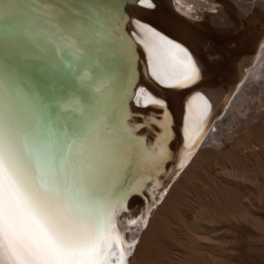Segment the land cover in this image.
Here are the masks:
<instances>
[{"label":"bare ground","instance_id":"6f19581e","mask_svg":"<svg viewBox=\"0 0 264 264\" xmlns=\"http://www.w3.org/2000/svg\"><path fill=\"white\" fill-rule=\"evenodd\" d=\"M50 1L58 7H63L66 3V0H2L0 7L3 8V12L0 15L16 16L19 22L22 21L23 25L20 27L37 30L42 35L38 38L40 42L33 41L32 32H26L28 34L26 39L16 40L18 38L11 36L8 31L0 30V55L20 61L34 60L41 47L46 46L51 49L49 50L51 60L48 61H52L53 58L59 62L70 58L73 64L81 61L68 50L58 52L57 47L63 49L64 42L57 39L53 29H42L37 22V18L43 15L42 9L46 5L53 6L47 3ZM67 2L81 13L73 16L74 34L85 46L90 43L89 39L94 31L88 15L96 17V6L89 4L87 0H67ZM92 2L102 7V12L103 10L108 12L102 0H92ZM229 2L248 32L242 34L243 38L245 36L241 43L245 57L239 61L236 72L230 80L228 94L224 96V85L219 86L216 83L191 95L185 102L180 103L179 108L177 104L172 110L173 114L179 113L180 110L181 117L180 115L179 117L183 120L177 132V141L173 146L168 142L167 119L164 115L159 116V121L149 119L146 120L148 125L138 126L139 129L141 128V134L149 142V151L162 152V155L141 164L135 179L162 166L161 162L166 156L164 154L168 146L173 147L174 155L177 153L175 158H181L183 161L165 188L160 191L142 226L132 229L125 235L124 246L127 251L125 264H147L154 258L160 260L158 262L153 260L158 264L160 262L161 264H238L239 259L244 258L243 264H246L245 257L237 259V256L240 254L242 256L246 249L245 245L246 247L250 245L246 242L258 237L256 235L260 233V229L264 230V198L261 196L262 192L259 193L256 188H253L254 190L251 188L255 185L264 191L262 175L264 172V0H229ZM172 4L180 14L190 20H198L199 15L208 14L207 25L213 30H220L219 28L224 26L237 28L239 25L225 13L224 9L207 0H172ZM20 8H23L22 12ZM210 12L214 14V18ZM110 16L113 19V14ZM114 36L117 37V34ZM5 39L8 40V49L4 47ZM85 40L87 43H84ZM176 55L183 59L182 53L177 52ZM40 57L44 59L47 56ZM109 67V70L113 71L114 65ZM10 70L0 57V99L4 98L3 89L6 87L11 92L15 107L22 117L35 123L41 119L39 107L35 106L24 90L22 85L24 82L19 80L17 71L10 72ZM81 76L83 80L91 78L87 69ZM104 83L97 81L93 88L100 89ZM143 103L144 101L139 97L134 100L136 106ZM58 104L63 111L71 109L68 101L64 99ZM159 109V112L163 111V108ZM205 112L202 128L198 129L196 121ZM153 116L158 115L153 114ZM136 128L137 126L134 127L132 121L128 120H124L121 126L124 134L135 133ZM150 135L152 142L149 141ZM191 144L195 146L192 147ZM188 147L193 151L189 156L186 154ZM258 171L261 176L252 175L253 172ZM203 175L206 177V182L202 178ZM194 181L201 182V186L196 189L197 191L192 192L189 186L194 184ZM255 195L258 197L255 198ZM180 208L186 210L182 213L185 215L180 220L181 224H188L192 226L191 228H185L187 225L179 229L181 225L174 222L173 215ZM255 209L259 213L255 214L253 212ZM93 212L102 219L98 211ZM134 216L136 215L128 221L134 220L136 218ZM256 225L259 226L258 234L253 230L254 228L252 229ZM166 227L170 229V237H174L177 241H172V238L171 241L167 240L170 250L165 257L158 251L157 245L165 241L162 237L163 231H168V229L164 230ZM118 230L124 237L122 228ZM263 230L261 233L264 234ZM260 234V237L261 235L264 237ZM175 235L179 236L180 240L184 237L185 241H179ZM127 245H131L129 250Z\"/></svg>","mask_w":264,"mask_h":264},{"label":"snow or ice","instance_id":"6c2138e0","mask_svg":"<svg viewBox=\"0 0 264 264\" xmlns=\"http://www.w3.org/2000/svg\"><path fill=\"white\" fill-rule=\"evenodd\" d=\"M138 2L146 8L155 7L152 0ZM42 11L37 18L41 28L53 29L64 42V48L57 47V51L68 50L77 59L85 58L88 50L74 34L73 16L81 13L67 0L63 7L46 5ZM7 19L0 15V20ZM137 27L141 33L137 38L144 44L157 81L168 87H186L198 79L196 64L185 49L151 26L137 21ZM4 47L9 48L7 39ZM3 91L0 264H125V240L116 216L128 192L136 188L129 185L127 191L121 189L128 175L162 152L147 151L130 135L121 134L122 115L115 118V127L105 121L97 124L81 107L77 110L79 119L56 129L55 105L49 104L47 114L33 123L22 117L11 92L6 87ZM147 102L166 107L151 96ZM84 103L91 105L92 101L85 99ZM205 116L206 112L197 119L198 129ZM93 210L102 219H97ZM114 249L119 250L118 256H114Z\"/></svg>","mask_w":264,"mask_h":264},{"label":"water","instance_id":"95a60500","mask_svg":"<svg viewBox=\"0 0 264 264\" xmlns=\"http://www.w3.org/2000/svg\"><path fill=\"white\" fill-rule=\"evenodd\" d=\"M102 1L107 6L108 12L104 10L102 12V7L94 5L92 0H87L89 4L96 6L97 15L95 18L88 15L91 28L94 31L89 39L90 43L85 45L88 55L80 59V62L73 64L70 58L60 62L54 58L52 61H48L51 60L49 58L51 49L44 45V48L41 47L43 53L39 51L34 60L20 61L0 55L2 62L11 69L10 72L17 71L19 80L24 82L22 84L24 90L35 106L39 107L41 117L47 114L49 104L56 106V128H62L79 119L77 110L81 107L91 113L97 124L105 121L112 123L115 127L117 123L115 118L122 115L123 121H132L134 127L137 126V128L135 133L128 134H124L120 128V133L130 135L133 141L139 143L140 147L149 151V142L141 134L139 127L142 124L148 125L146 120L159 121V116L164 115L167 119L168 142L173 146L177 141V132H179L183 120L180 118V110L179 113L177 112L178 114H173V108L175 109L177 104L179 108L180 103L185 102L196 92L205 90L208 85L216 83L219 86L224 85V96L228 94L230 80L236 72L239 61L245 57L241 43L245 39L242 34H247L248 30L240 22V18L229 0H207L224 9L225 13L239 24L237 28L224 26L219 28L220 30L209 28L207 25L208 14L199 15L198 20H190L183 16L174 8L172 0H152L155 5L153 8L143 7L138 0L135 3L133 0ZM47 3L52 4L51 1ZM109 10L110 15L113 14V19L109 15ZM130 10L133 11L130 12ZM87 14L91 13L87 12ZM210 15L214 18L213 13L210 12ZM5 16L8 17L7 22L0 20L1 31H8L11 36L18 38L16 40H24L28 35L26 32H32L33 41L40 42L38 38L42 35L41 32L28 27H20L23 25L22 21L19 22V18L16 16L11 14ZM137 21L151 26L188 52L199 71V77L194 83L186 87H168L152 76L147 51L144 49V44L137 38L138 35H141ZM115 34L117 37L114 36ZM39 55L47 57L43 59ZM113 65V71L109 70V66ZM86 69L91 75L90 80L81 79V74ZM97 81L105 83L96 90L93 87ZM149 96L163 101L166 107H163L162 112L158 111L162 107L150 102L146 103ZM137 97L144 101L140 106L134 104ZM61 99L68 101L71 109L61 110L58 107ZM85 99L92 101V104H85ZM153 114L158 116L154 117ZM150 139L151 135L149 141ZM194 146L195 144L192 145V147ZM190 147L187 148V156L193 152ZM172 148L167 147L164 154L166 156L161 162L162 166L135 179L137 169L125 178L126 183L121 191H127L129 185H134L136 190L128 192L123 208L116 216L117 228H122L124 239L132 229L142 226L160 191L165 188L183 161L181 158H175L177 153L174 155ZM93 213L97 219H101L99 215ZM133 215H136L134 220L139 221L135 225L128 223L130 221L128 219H131ZM126 216L129 217L126 218ZM130 247L131 245H127V250ZM125 248L126 246H124V251L127 253ZM118 255L119 250L116 249L114 256Z\"/></svg>","mask_w":264,"mask_h":264},{"label":"rangeland","instance_id":"374dc122","mask_svg":"<svg viewBox=\"0 0 264 264\" xmlns=\"http://www.w3.org/2000/svg\"><path fill=\"white\" fill-rule=\"evenodd\" d=\"M258 173H260L259 171L258 172H256V173H254L253 172V176H259L260 174H258ZM264 172H262V175L264 176V174H263ZM256 174H258V175H256ZM261 176V175H260ZM202 178H203V180L206 182V177L203 175L202 176ZM195 182V181H194ZM191 185H192V187H191ZM190 186H189V189L192 191V192H195V191H197L196 189H198V188H200V186H201V182H195L194 184L192 183ZM191 187V188H190ZM193 188V189H192ZM251 188L253 189V188H256L255 190L256 191H260L259 193H261L262 192V194H261V196H262V198H264V191H262L263 189H260V188H257V186H255V185H252L251 186ZM254 190V189H253ZM190 191V192H191ZM258 196H256L255 195V198H257ZM264 200V199H263ZM179 211L178 212H181V213H174V215H173V220H174V222H177L178 223V225H181V226H179V229H183V227H185V226H187V225H183V224H181V222L182 221H180V220H182V218H184V216L183 215H185V213L184 214H182L184 211H186L185 209L183 210V209H178ZM240 211V210H239ZM242 211V210H241ZM255 214L256 213H259V211L257 210V209H255V211H253ZM179 214H181L180 216H179ZM181 217V218H180ZM183 225V226H182ZM261 225V224H260ZM192 226H187V227H185V228H191ZM254 228V229H253ZM259 228V226L258 225H256V226H253L252 227V229L253 230H256V232H257V229ZM260 228H261V226H260ZM168 229V231H163V237H162V239L163 240H165V241H162L161 243H159L158 245H157V249H158V251L161 253V255H163V256H168V254H169V246H170V244H168L167 243V240H172V241H175L176 239L173 237H170L171 236V232H170V229L169 228H165L164 230H167ZM259 230V229H258ZM263 230V229H262ZM262 230L260 229L259 230V232L261 233L262 232ZM254 232V231H253ZM259 232H257V234L259 233ZM263 232H264V230H263ZM165 233V234H164ZM167 233H169V234H167ZM259 233V234H260ZM259 234L258 235H256V236H258V237H253V239H250L251 241L250 242H246V244L247 243H249L250 245H248L249 247L250 246H253L251 249L247 246L246 247V245H245V250H244V252H245V254H244V252H243V254H242V256H241V254L239 255V253L237 254V255H239V256H237V259H239L240 257H245L246 258V260H247V262H246V264L249 262V259H250V262L248 263V264H264V243H262V242H264L263 240H264V237L261 235V234H263V233H261L260 235H261V237L259 236ZM169 235V236H168ZM182 235V234H181ZM180 235V236H181ZM264 235V234H263ZM168 238H167V237ZM176 236V235H175ZM179 239H178V238ZM182 237V236H181ZM262 237H263V239H262ZM172 238V239H171ZM176 238L179 240V241H185V239H184V237H182V240H180L181 238L179 237V236H176ZM258 240V241H257ZM177 241V240H176ZM249 241V240H248ZM260 241V242H259ZM244 243V242H243ZM136 244V243H135ZM252 244V245H251ZM165 245V246H164ZM263 245V246H262ZM262 246V247H261ZM258 247V248H257ZM262 248V249H261ZM248 249H250V250H248ZM252 249L254 250V251H252ZM248 251V252H247ZM250 251V252H249ZM252 251V252H251ZM249 253V254H248ZM251 253V254H250ZM249 257V259L247 258V257ZM155 260H156V262H158V261H160L159 259H156V258H154ZM153 259V260H154ZM244 258H240L239 259V263L238 264H243V260ZM259 259V260H258ZM261 259V260H260ZM152 260V261H153ZM151 260H149V262L147 263V264H158V263H156V262H152ZM160 264H161V262H160Z\"/></svg>","mask_w":264,"mask_h":264}]
</instances>
